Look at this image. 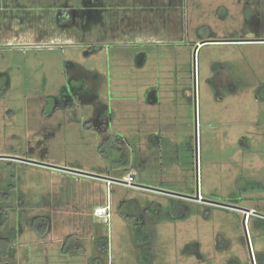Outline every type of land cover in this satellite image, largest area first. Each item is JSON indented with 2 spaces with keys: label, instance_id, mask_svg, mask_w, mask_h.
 <instances>
[{
  "label": "rangeland",
  "instance_id": "374dc122",
  "mask_svg": "<svg viewBox=\"0 0 264 264\" xmlns=\"http://www.w3.org/2000/svg\"><path fill=\"white\" fill-rule=\"evenodd\" d=\"M0 264H264V0H0Z\"/></svg>",
  "mask_w": 264,
  "mask_h": 264
},
{
  "label": "built area",
  "instance_id": "2783aa9c",
  "mask_svg": "<svg viewBox=\"0 0 264 264\" xmlns=\"http://www.w3.org/2000/svg\"><path fill=\"white\" fill-rule=\"evenodd\" d=\"M120 181V180H119ZM132 181V178L129 177L128 179H125V182L130 183ZM111 180H107V183H110ZM124 182V181H123ZM93 215L100 218L105 223H108L111 218V205L108 201L104 206H97L93 210Z\"/></svg>",
  "mask_w": 264,
  "mask_h": 264
},
{
  "label": "trees",
  "instance_id": "16d2710c",
  "mask_svg": "<svg viewBox=\"0 0 264 264\" xmlns=\"http://www.w3.org/2000/svg\"><path fill=\"white\" fill-rule=\"evenodd\" d=\"M70 13H71V11L69 10L67 12V16L68 17H70ZM250 184L253 185V186H255V187H262L263 186L262 184L256 183V182H250ZM130 216H133V214H126V217H130ZM134 232H135V234L137 236V240L138 241H141L142 240L141 234L144 232V230L140 226H135L134 227ZM139 236H141V237H139ZM144 238H145V236H144Z\"/></svg>",
  "mask_w": 264,
  "mask_h": 264
},
{
  "label": "water",
  "instance_id": "95a60500",
  "mask_svg": "<svg viewBox=\"0 0 264 264\" xmlns=\"http://www.w3.org/2000/svg\"><path fill=\"white\" fill-rule=\"evenodd\" d=\"M203 42H206V41H202L201 43H203ZM198 46L199 45H197L196 47H195V51H194V57H195V52H196V49L198 48ZM193 65L195 66V58H194V63H193ZM194 99H195V97H194ZM196 103V102H195ZM195 139H196V141H195V156H196V160H197V154H198V150H197V138L195 137ZM197 162V161H196ZM196 168H197V165H196ZM76 172H79V173H82V174H86V175H95V174H90V173H86V172H80V171H76ZM198 184V183H197ZM197 189H198V185H197ZM186 196H188V197H193V196H190V195H186Z\"/></svg>",
  "mask_w": 264,
  "mask_h": 264
},
{
  "label": "flooded vegetation",
  "instance_id": "af4514ba",
  "mask_svg": "<svg viewBox=\"0 0 264 264\" xmlns=\"http://www.w3.org/2000/svg\"><path fill=\"white\" fill-rule=\"evenodd\" d=\"M71 17H72V13H70V17L66 19V21L71 22L72 21V19H70Z\"/></svg>",
  "mask_w": 264,
  "mask_h": 264
}]
</instances>
